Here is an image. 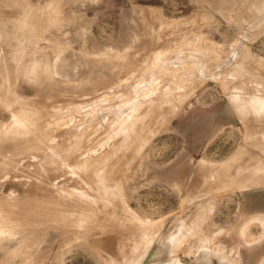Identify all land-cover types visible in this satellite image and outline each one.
<instances>
[{
  "label": "rangeland",
  "instance_id": "obj_1",
  "mask_svg": "<svg viewBox=\"0 0 264 264\" xmlns=\"http://www.w3.org/2000/svg\"><path fill=\"white\" fill-rule=\"evenodd\" d=\"M260 1L27 0L29 20L18 8L9 18L7 9H0V36L11 35L3 43L11 100L0 98V132L9 137L0 136V202L5 199L0 204L3 210L16 204L12 216L19 218L24 211L18 213V207L34 197L28 211L36 210V217L19 218L23 221L12 216L0 221V229L9 231L0 237V264H7L13 251L12 264H21L26 239L28 264H264ZM12 22L15 28L23 25L16 30L28 38L12 37ZM30 74L38 78L32 81ZM26 115L39 120V127ZM57 117L62 118L54 121ZM27 125L37 133L30 136ZM76 134L80 145L65 166L53 169L47 163L40 169L49 146L70 148ZM24 137L29 142L18 144ZM86 154H92V167L100 164L95 172L91 168L92 178ZM223 169L232 176H224ZM45 210L59 213V219ZM206 210L199 235L187 236ZM11 231L18 232L12 237Z\"/></svg>",
  "mask_w": 264,
  "mask_h": 264
},
{
  "label": "bare ground",
  "instance_id": "obj_2",
  "mask_svg": "<svg viewBox=\"0 0 264 264\" xmlns=\"http://www.w3.org/2000/svg\"><path fill=\"white\" fill-rule=\"evenodd\" d=\"M262 1L264 2V0H262ZM262 1H260V2L264 5V3H263ZM255 2H256V1H255ZM255 2H254V3H255ZM261 3H260V4H261ZM51 5H53V4H51ZM252 5H253V4H252ZM257 5H258V2H257ZM263 5H262V6H263ZM253 6H254V5H253ZM47 7H48V6H46V8H47ZM58 7H59V6H58ZM259 7H261V6H259ZM14 8H15V9L18 8V9L20 10V12L24 15V16H22V17H25V16H26V19H28L27 17H32V16H33V13H32V11H31V7L28 5L27 0H0V9H1V10H2V9H7L6 11L9 13V14H8V18L11 17V16H9V15H10L11 12H13V9H14ZM253 8H254V7H253ZM15 9H14V10H15ZM256 9H257V8H256ZM260 9H261V8H260ZM59 11H60V10H59ZM2 12H3V11H2ZM61 12H62V11H61ZM61 12H60V13H61ZM254 12H255V10H254ZM3 13H4V12H3ZM21 13L18 12L16 16L18 17V14L21 15ZM41 13H42V14H41V15H42L41 18L44 19L45 23H46L47 21H49V19H48V16H49V15H47V14L45 13V7H44V9H42ZM13 14H14V12H13ZM69 14H70V13H69ZM3 15H4V14H3ZM45 15H46V16H45ZM0 16H1V15H0ZM14 16H15V15H14ZM70 16H71V15H70ZM248 16H249V15H248ZM250 16H251V15H250ZM12 17H13V16H12ZM34 17H35V16H34ZM57 17H58V16H57ZM59 17H60V16H59ZM63 17H65V15H64ZM73 17H74V16H73ZM3 18H4V17H3ZM5 18H6V17H5ZM8 18H7V20H8ZM18 18H19V17H18ZM18 18H17L16 22L19 20ZM20 19H21V17H20ZM26 19H25L26 22H24V18H23V22H24V23H27V20H26ZM42 19H41V20H42ZM64 19H65V18H64ZM73 19H74V18H73ZM7 20H6V22H8ZM9 20H11V19H9ZM28 20H29V19H28ZM31 20H32V19H31ZM31 20H30V21H31ZM36 20H37V19H36ZM39 20H40V19H39ZM39 20H37V23L40 24L41 22H40ZM0 21H2V20L0 19ZM3 21H4V20H3ZM38 21H39V22H38ZM44 21L42 20V23H43ZM59 21H60V19H59ZM6 22H4V24H5ZM10 22H11V21H9V23H10ZM14 22H15V21H14ZM56 22H57V21H56ZM60 22H61V21H60ZM262 22H263V21H262ZM0 23H1V22H0ZM20 23H21V22H20ZM20 23H19V24H20ZM32 23H33V20H32ZM34 23H35V22H34ZM42 23H41V26H42ZM29 24H30V23H29ZM39 24H38V25H39ZM0 25H1V24H0ZM25 25H26V24H25ZM35 25H36V24H35ZM47 25H48V24H47ZM56 25H57V23H56ZM5 26H6V25H5ZM10 26H11V27H10ZM12 26H14V25H13V22H12V25H11V24L9 25V29H10V28L12 29ZM15 26H17V23L15 24ZM15 26H14V28H13V31L15 30V32H13L12 37L15 36L16 34H18V32H20V30L17 31L16 28H17V29H20L19 27L23 28V27H22L23 25H22V26H19V27H16V28H15ZM27 26H28V25H27ZM31 26H32V25H31ZM48 26L50 27V25H48ZM3 27H4V26H3ZM29 27H30V26H29ZM32 27H34V26H32ZM32 27H31V28H32ZM54 27H55V26H54ZM4 28H5V27H4ZM25 28H26V27H24V29H25ZM36 28H37V27H36ZM46 28H47V27H46ZM59 28H60V27H59ZM34 30H35V29H34ZM58 30H59V29H58ZM58 30H57V31H58ZM1 31H4V30H1ZM1 31H0V32H1ZM16 31H17V32H16ZM22 31H23V30H22ZM22 31H21V32H22ZM25 31H26V29H25ZM28 31H29V30H27V32H28ZM30 31H31V30H30ZM30 31H29V32H30ZM35 31H36V30H35ZM6 32H7V29H6ZM10 32H12V30H11ZM10 32H9V33H10ZM23 32H24V31H23ZM23 32H22V34H24V35H22L21 33L18 34V35H20L23 39H25V37H26V33H23ZM29 32H28V33H29ZM32 32H33V31H31V33H32ZM38 32H39V31H38ZM44 32H45V31H44ZM1 33H2V32H1ZM4 33H5V32H4ZM31 33H30V34H31ZM33 33H34V32H33ZM35 33L37 34V31H36ZM35 33H34V34H35ZM45 33H46V32H45ZM5 34H6V33H5ZM11 34H12V33H11ZM30 34H29V35H30ZM36 34H35V36H36ZM39 34H40V33H39ZM47 34H48V32H47ZM49 34H50V33H49ZM49 34H48V35H49ZM3 35H4V34H3ZM8 35H9V34H8ZM32 35H33V34H32ZM43 35H44V34H43ZM6 36H7V35H6ZM6 36H5V37H6ZM24 36H25V37H24ZM10 37H11V35H10V36H7L6 38L0 36V39H1V40H0V98H4L6 101H8V104H10V101H9V100H11L10 97H9V95H8V92H7V75H8V73L10 72V63H9V62H8V63L6 62L8 59H6V61H5V59H4V58H5V56H4V54H5L4 50L7 49L6 46H7L8 44L6 43V46H3V43L6 42V41L8 42V40H9ZM50 37H51V36H50ZM15 38H16V37H15ZM17 38H18V37H17ZM26 38H28V37H26ZM34 38H35V37H34ZM52 38H53V37H52ZM10 39H11V38H10ZM31 39H32V38H31ZM11 41H13V40H11ZM11 41H10V42H11ZM30 41H31V40H30ZM22 42H23V41H22ZM54 43H55V42H54ZM9 44H10V43H9ZM53 46H54V45H53ZM63 46H64V45H63ZM20 47H21V46H20ZM57 47H58V46H57ZM60 47H61V46H60ZM64 47H65V46H64ZM243 48H245V47H243ZM8 49H9V48H8ZM20 49H21V48H20ZM25 49H27V48L25 47ZM29 49H30V48H29ZM56 49H57V48H56ZM57 50H58V49H57ZM60 50H61V48H60ZM28 51H29V50H28ZM55 51H56V50H55ZM6 52H7V51H6ZM53 52H54V51H53ZM56 52H57V51H56ZM22 53H23V52H22ZM24 54H25V52H24ZM172 54H173V53H172ZM29 55H30V54H29ZM158 55H159V54H158ZM203 56H204V55H203ZM6 57H8V56L6 55ZM23 57H24V56H23ZM159 57H160V56H159ZM205 57H206V56H205ZM21 59H22V58H21ZM196 59H197V58H196ZM173 60H174V59H173ZM242 60H243V59H242ZM193 61H194V60H193ZM197 61H199V60H197ZM244 61H245V60H244ZM19 62H20V61H19ZM31 62H32V61H30V63H31ZM34 62H35V61H34ZM38 62H39V64H40V61H38ZM38 62H36V63H37V67H40L39 70H41V67H42V66H41V64L38 65ZM26 63H27V61H26ZM26 63H25V64H26ZM30 63L27 64L29 67L32 66ZM32 63H33V62H32ZM192 63H193V62H192ZM177 64H178V63H177ZM19 65H20V64H19ZM34 65H36V64H34ZM43 65H44V64H43ZM20 66H21V65H20ZM17 67H18V66H17ZM24 67H25V66H24ZM27 69H28V71L31 73V70H29L30 68L27 67ZM31 69H33V68H31ZM35 69H36V66H35ZM17 70H18V68H17ZM24 70H25V69H24ZM37 70H38V68H37ZM39 70H38V72H39ZM21 71H22V70H21ZM28 71H26V72H28ZM32 71H33V70H32ZM41 71H43V70H41ZM238 71H239V70H238ZM17 73H18V72H17ZM20 73H22V72H20ZM32 73H37V71H36V72H32ZM41 73H42V72H41ZM47 73H48V72H47ZM26 74H27V73H26ZM37 74H38V73H37ZM37 74H36V75H37ZM14 75H15V74H14ZM22 75H23V74H22ZM24 75H25V74H24ZM27 75L29 76V73H28ZM27 75H25V77H26ZM18 76H19V75H18ZM31 76H32V74H30V77H31ZM38 76H39V75H38ZM13 77H14V76H13ZM33 77H34L35 79L38 78V77H35V75H34ZM22 78H23V77H22ZM47 78H48V76H47ZM25 79H26V78H25ZM31 79H32V77H31ZM31 79H30V80H31ZM35 79H32V81L35 80ZM30 80H29V81H30ZM42 80H43V79H42ZM255 81H256V80H255ZM257 84H258V83H257ZM40 88H41V87H40ZM262 89H263V88H262ZM250 94H251V93H250ZM181 95H182V94H181ZM184 95H185V94H184ZM185 96H186V95H185ZM181 98H182V97H181ZM7 99H9V100H7ZM183 99H184V98H183ZM181 101H182V100H181ZM233 102H234V101H233ZM236 103H237V102H236ZM138 104H139V103H138ZM258 105H259V104H258ZM237 108H238V107H237ZM28 110H29V109H28ZM30 110H31V109H30ZM86 110H87V109H86ZM235 110H237V109H235ZM24 111H25V110H24ZM17 112H18V111H17ZM17 112H16V113H17ZM26 112H27V111H26ZM29 112H30V111H29ZM29 112H28V114H29ZM63 112H64V111H63ZM238 112H239V111H237V113H238ZM33 113H34V112H33ZM37 113H38V112H37ZM61 113H62V112H61ZM22 114H23V113H22ZM26 114H27V113H26ZM28 114H27V115H28ZM59 114H60V113H59ZM14 115H15V113H14ZM27 115H26L25 117H28ZM68 115H70V114H68ZM15 116H16V115H15ZM23 116H24V115H23ZM35 116H38V118H39V115H37L36 113H35V115H34L33 117H35ZM45 116H46V115H45ZM66 116H67V115H65V118H67ZM245 116H246V115H243V114L240 113V117H239V119H242V120L244 121V120L246 119ZM16 117L19 118L18 115H17ZM31 117H32V116H31ZM33 117H32V118H33ZM262 117H263V116H262ZM18 118L16 119V121L19 120ZM21 118H22V117H21ZM21 118H20V119H21ZM28 118L31 119L30 116H29ZM28 118H27V120L29 121ZM38 118H37V119H38ZM61 118H62V117H60V118L57 117L56 119L54 118L53 120L55 121V120H57V119H61ZM69 118H70V117H69ZM237 118H238V117H237ZM23 119H25V118H23ZM35 119H36V117L34 118V120H35ZM43 119H44V118H43ZM151 119H152V118H151ZM242 120H241V121H242ZM25 121H26V120H25ZM30 121H32V123H33V122H34V123L36 122V124H37L39 120H37V121H33V119H31ZM67 121H68V120H67ZM147 121H149V120H147ZM21 122H22V121L20 120V122H18V123H21ZM51 122H53V121H51ZM68 122H69V121H68ZM9 123L11 124V121H10ZM22 123H23V122H22ZM29 123H31V122H29ZM29 123H27V124H29ZM32 123H31V124H32ZM50 124H51V123H50ZM14 125H15V124H14ZM23 125H25V127H26L25 122H24ZM46 125H48V124L46 123ZM46 125H45V127H46ZM55 125H56V124H55ZM92 125H93V124H92ZM241 125H242V124H241ZM2 126H3V125H2ZM42 126H43V125H42ZM48 126H49V125H48ZM52 126H53V123H52ZM56 126H57V125H56ZM139 126H140V124H139ZM3 127H4V126H3ZM6 127H7V126H6ZM6 127L3 128V130L6 129ZM12 127L14 128V126H11V128H10V126H9L10 130L13 129ZM21 127H22V126H21ZM25 127H23V128H25ZM27 127H29V126L27 125ZM37 127H39L38 124H37V126H35V128H37ZM53 127H54V126H53ZM57 127H59V126H57ZM137 127H138V126H137ZM137 127H136L135 129L138 130L139 127H138V128H137ZM17 128H18V127H16V130H17ZM23 128H22V129H23ZM31 128H32V126L29 127V129H27V130H28V133L31 131V132H30V136H31L32 131L37 130V129H34V127H33L34 130H30ZM42 128H43V127H42ZM47 128H48V127H47ZM43 129H45V128H43ZM8 130H9V129H7V132H8ZM18 130H19V129H18ZM20 130H21V129H20ZM20 130H19V132H20ZM29 130H30V131H29ZM82 130H84V129H82ZM137 130H136V131H137ZM42 131H43V130H42ZM1 132H2V131H1ZM1 132H0V136H4V135H1ZM5 132H6V130H5ZM5 132H4V133H5ZM21 132H22V131H21ZM25 132H26V131H25ZM34 132H35V131H34ZM48 132H49V131H48ZM8 133H9V132H8ZM36 133H37V131L35 132V134H36ZM42 133H43V132H42ZM42 133H41V136H42V138H43V134H42ZM133 133H134V130H133ZM6 134H7V133H6ZM6 134H5V135H6ZM10 134H11V131H10ZM22 134H23V133H22ZM32 134H33V133H32ZM11 135H12V134H11ZM11 135L8 134V136H10L11 138H13V136H14L15 134H14L13 136H11ZM20 135H21V134H20ZM26 135H27V134H26ZM26 135H25V136H26ZM28 135H29V134H28ZM28 135H27V136H28ZM17 136H18V132H17ZM33 136H34V135H33ZM46 136H47V135H46ZM89 136H90V135H89ZM4 137H6V136H4ZM14 137H15V136H14ZM20 137H22V136H20ZM34 137H35V136H34ZM47 137H48V136H47ZM87 137H88V136H87ZM2 138H3V137H2ZM6 138H9V137H6ZM6 138H5V139H6ZM17 138H18V137H17ZM28 138H29V136H28ZM31 138H32V141H33V137H31ZM38 138H40V140H41V137L38 136ZM5 139H4V140H5ZM25 139H26V138L24 137V139H22L23 141L18 142V144L24 142ZM86 139H87V138H86ZM18 140H19V139H18ZM18 140H17V141H18ZM27 141L29 142V140H27ZM30 141H31V140H30ZM32 141H31V142H32ZM35 141H37V140H35ZM14 142H15V141H14ZM14 142H13V143H14ZM28 142H24V144H26V143H28ZM13 143L10 142V144H13ZM35 143H37V142H35ZM15 144H16V142H15ZM88 144H89V143H88ZM29 145H30V144H29ZM79 145H80V138H79V136L76 134V135L73 137V140H72V142H71V147H70V148H69V146H67V147H66V146H55V147H51V146H49V150L47 151V154H46L47 157H46L45 161L41 164V168H40V169H43L47 163H48L49 165H51V166H54L53 169H57V168H59V167L62 168L63 166H65V162H66L67 158L70 157V156H73V154L75 155V152L77 153V151L73 152V150H75L76 148H78ZM21 146H22V145H21ZM24 146H25V145H23L22 147L24 148ZM87 146H89V145H87ZM27 147H28V146H27ZM27 147H25V148H27ZM45 147H46V146H45ZM15 148H18V146L15 147ZM20 148H21V147H19V149H20ZM25 148H24V149H25ZM30 148H31V146H29L28 149H30ZM32 148H33V147H32ZM35 148H36V147H35ZM263 148H264V147H263ZM0 149H1V148H0ZM12 149H13V148H12ZM21 149H22V148H21ZM24 149H23V150H24ZM28 149H27V150H28ZM33 149H34V148H33ZM36 149H38V148H36ZM40 149H41V148H40ZM40 149H39V150H40ZM84 149H85V148H84ZM3 150H4V149H3ZM31 150H32V149H31ZM34 150H35V149H34ZM34 150H33V151H34ZM42 150H43V149H42ZM42 150H41V151H42ZM10 151H11V150H10ZM16 151H17V150H16ZM16 151H15V149H14V152H16ZM20 151H21V150H20ZM20 151L18 152L19 155L21 154ZM35 151H36V150H35ZM37 151H38V150H37ZM78 151H79V150H78ZM0 152H1V151H0ZM25 152H26V151H25ZM25 152H24V153H25ZM122 152H124V150H122ZM5 153H6V155L9 154L8 152H5ZM5 153H4V154H5ZM24 153H22L21 155H23ZM26 153H28V152H26ZM29 153H30V152H29ZM78 153H79V152H78ZM0 154H1V153H0ZM11 154H13V153H11ZM14 154H15V153H14ZM14 154H13V155H14ZM16 154H17V153H16ZM239 154H240V153H239ZM2 155H3V154H2ZM19 155H17V156L19 157ZM86 155H87V154H86ZM91 155H92V154H91ZM91 155H90V156H91ZM241 155H242V154H241ZM3 156H4V155H3ZM9 156H10V155H9ZM17 156H16V157H17ZM87 156H89V155H87ZM90 156H89V158H88V157L85 158V159H87V161L84 159L85 162H87L88 164H90V162L92 161V160H91L92 157H90ZM252 156H253V155H252ZM6 157H7V156H5V158H6ZM10 157H13V156L11 155ZM10 157H7V158H10ZM104 157H105V155L103 156V158H104ZM260 157H261V156H260ZM34 158H35V157H34ZM111 158L113 159V157H111ZM89 159H90L91 161H89ZM108 159H109V158H108ZM112 159H111V160H112ZM233 159H234V158H233ZM254 159H255V157H254ZM20 160H21V159H20ZM78 160H80V159H78ZM84 160H83V161H80V163H83ZM108 161H109V160H108ZM108 161H107V162H108ZM251 161H252V160H251ZM253 161H254V160H253ZM258 161H259V160H258ZM75 162H76V160H75ZM101 162H102V161H101ZM107 162H106V163H107ZM109 162H110V161H109ZM91 163L94 164L93 162H91ZM102 163H103V162H102ZM110 163H111V162H110ZM68 164H69V163H68ZM72 164H73V163H72ZM77 164L79 165V163H77ZM88 164H87V165L84 164V165H85L86 167H87V166L89 167L88 169L90 170V173H91V172H92V171H91V168H94V167H92V166H94V165L90 164V165H91V167H90ZM104 164H105V163H104ZM104 164H102V165H104ZM107 164H108V163H107ZM74 165H75V164H74ZM82 165H83V164L80 165V168L82 167ZM84 165H83V167H85ZM98 165H99V166H98ZM98 165H97L98 167H96V165H95V167L99 169L100 164H98ZM110 166H111V165H110ZM224 166H225V165H224ZM246 166L248 167V165H246ZM78 167H79V166H78ZM78 167H76V168H78ZM105 167H106V166H105ZM247 167H246V168H247ZM70 168H71V167H70ZM96 168H94V170H93V169H92V170L95 172V171H96V170H95ZM102 168H103V167H102ZM225 168H226V167H225ZM248 168H249V170H250V167H248ZM258 168H259V167H258ZM66 169H69V167L66 168ZM100 169H101V168H100ZM106 169H107V167H106ZM108 169H109V164H108ZM108 169H107V170H108ZM251 169H252V168H251ZM262 169H263V167H262ZM71 170H72V169H71ZM77 170H79V169H77ZM81 170H82V168H81ZM81 170H80V171H81ZM85 170H86V168H85ZM104 170H105V168H104ZM223 170H224V169H223ZM241 170H242V169H241ZM42 171H44V170H42ZM72 171H73V172H72ZM72 171H71V173L76 172V170H74V169H73ZM82 171H83V170H82ZM86 171H87V172H86ZM86 171H83V172H84V173L86 172V174H87V173H88V170H86ZM102 171H103V169H102ZM226 171H229V170H224V173H225ZM239 171H240V170H239ZM239 171H236L235 173H237V172H239ZM244 171H245V170H244ZM250 171H251V170H250ZM250 171H249V172H250ZM257 171H258V170H257ZM261 171H264V170H261ZM67 172H68V171H67ZM77 172H79V171H77ZM83 172H82V173H83ZM229 172H230V171H229ZM246 172H247V171H246ZM259 172H260V171H259ZM82 173L79 172V174L76 173V175L79 177V175L82 174ZM101 173H102V172H100V174H101ZM103 173H104V172H103ZM224 173H222V175H223ZM235 173H234V174H235ZM241 173H242V172H241ZM261 173H263V172H261ZM7 174H8V173H7ZM74 174H75V173H74ZM227 174H230V173L226 172V174H225L224 176H227ZM244 174H245V173H244ZM82 175L85 176L84 174H82ZM106 175H107V174H106ZM222 175H221V176H222ZM230 175H231V174H230ZM230 175H229V177H230ZM242 175H243V173H242ZM261 175H262V174H261ZM86 176H88V174H87ZM224 176H223V177H224ZM231 176H232V175H231ZM236 176H238V175H236ZM248 176H249V175H248ZM5 177H7V176L4 175V178H5ZM81 177H82V176H81ZM81 177H80V178H81ZM88 177L92 178V177H93V176H92V173L89 174ZM88 177H87V178H88ZM97 177H98V176H97ZM100 177H102V176L100 175ZM100 177H99V178H100ZM105 177H107V176H105ZM108 177H109V176H108ZM110 177H111V176H110ZM229 177H228V178H229ZM233 177H234V176H233ZM243 177H244V176H243ZM243 177L241 176V178H243ZM245 177H246V176H245ZM262 177H263V176H262ZM15 178H16V177H15ZM15 178H14V179H15ZM25 178H26V177H25ZM90 178H89V179H90ZM231 178H232V177H231ZM239 178H240V177H239ZM241 178H240V179H241ZM252 178H253V177H252ZM6 179H7V178H6ZM85 179H86V178H85ZM100 179H101V178H100ZM236 179H237V178H236ZM243 179H244V178H243ZM258 179H259V177H258ZM258 179H257V177H256V180H258ZM0 180H2V179H0ZM36 180H37V179H36ZM87 180H88V179H87ZM87 180H86V182H87ZM237 180H238V179H237ZM260 180H261V179H260ZM78 181H80V180L78 179ZM108 181H109V180H108ZM108 181H107V182H108ZM228 181H229V180H228ZM253 181H254V184L257 183V181L255 182V179H254ZM258 181H259V180H258ZM261 181H264V180L262 179ZM102 182H103V181H102ZM104 182H105V181H104ZM89 183H90V182L85 183V184H87L88 187H90V188H93V187H94L93 185H96V184H94V183H93V184L91 183V184H92V187H91ZM108 183H109V185H111L110 182H108ZM116 183H117V182H116ZM247 183H248V182H247ZM252 183H253V182H252ZM252 183H250V181H249V184H252ZM261 183H263V182H261ZM118 184H119V183H118ZM254 184H252V185H254ZM258 184H260V181H259ZM263 184H264V183H263ZM263 184H262V185H263ZM116 185H117V184H116ZM247 185H248V184H247ZM98 186H99V185H98ZM103 186H104V185H103ZM245 186H246V185H244L243 187H240V188H244V189H245ZM250 186H251V185H250ZM256 186H257V184H256ZM256 186H255V187H256ZM96 187H97V185H96ZM119 187H120V186H119ZM237 187H238V186H237ZM86 188H87V187H86ZM98 188L101 189L100 187H98ZM105 188H106V187H105ZM117 188H118V187H117ZM248 188H249V186H248ZM60 189H62V188H60ZM87 189H88V188H87ZM94 189H95V187H94ZM103 189H104V188H103ZM106 189H107V188H106ZM118 189H119V188H118ZM235 189H236V188H235ZM238 189H239V188H238ZM64 190H65V189H64ZM64 190H63V191H64ZM97 190H98V189H97ZM242 190H243V189H242ZM98 191H99V190H98ZM104 191H106V190H104ZM112 191H113V190H112ZM119 191H120V189H119ZM101 192H102V191H101ZM115 192H116V191H115ZM115 192H114V193H115ZM99 193H100V191H99ZM105 194H106V192H105ZM2 195H4V194H2ZM5 195H6V194H5ZM5 195H4L3 197L8 196V195H6V196H5ZM15 196H16V195H15ZM19 196H20V195H19ZM99 196H100V195H99ZM9 197H10V196H9ZM22 197H23V196H22ZM24 197H25V196H24ZM101 197H102V196H101ZM1 198H2V197H1ZM1 198H0V199H1ZM14 198H15V197H14ZM14 198H12V200H13L12 202H14ZM16 198H17V197H16ZM32 198H34V197H32ZM32 198H31V199H30L29 197L26 198V201H25V202H22V200H19V201H21L22 203H24V206L21 205L22 208H23L22 210L19 209L20 206L17 205V206H19L17 211L20 210L18 213H20L21 211H24V215H22V217H19V218H21V219L23 218V219L26 220V219L28 218V215H29V216H32V214L34 213V210H35V209H33V208H32L33 210L30 209L32 212H31V211H28V210H29V209H28V203H29V201L31 200V202L29 203V208H30V206H31V204H32V201H34V199H32ZM44 198H45V200H44ZM44 198H40V199H42V200H44V201L46 202V201H47V200H46V197H44ZM106 198H107V197H106ZM121 198H122V197H121ZM27 199H28V200H27ZM29 199H30V200H29ZM38 199H39V198H38ZM96 199H97V196H96ZM3 200H5V199H3ZM3 200H1V202H3ZM16 200H17V199H16ZM16 200H15V201H16ZM48 200H49V199H48ZM102 200H103V199H102ZM106 200H107V199H106ZM115 200H118V199H115ZM19 201H18V202H19ZM35 201H36V200H35ZM51 201H52V200H51ZM51 201H50V202H51ZM1 202H0V203H1ZM7 202H10V199H8L6 202L4 201V204L7 203ZM21 202H19V203H21ZM36 202H38V201H36ZM36 202H35V203H36ZM47 202H49V201H47ZM14 203H17V202H14ZM43 203H44V202H43ZM52 203H53V202H52ZM4 204H3V205H4ZM7 204H8L7 206H10V208L7 209V208H6L7 206H4V208H5L6 210H3V209L1 208V204H0V217H1V218H0V221H1V220H2V221H4V220H9V219H10L9 217H11L12 215H14V214H13V211H12V209H13L14 207H12V209H11V206H13L14 204H13V205H9V203H7ZM10 204H11V203H10ZM36 204H37V203H36ZM39 204L43 206V207H42L43 210L46 209V208H50V207H47V206H46V208H44L45 206H44L42 203H39V202H38V205H39ZM45 204H46V203H45ZM47 204H48V203H47ZM94 204H95V203H94ZM103 204H104V203H103ZM208 204H209V203H208ZM2 207H3V206H2ZM31 207H32V206H31ZM34 207H36V206H34ZM39 207H40V206H39ZM39 207L37 206V208H38L37 211H39ZM15 208H16V204H15ZM15 208H14V209H15ZM54 208H55V207H54ZM208 208H209V206L207 207V209H208ZM1 209H2V210H1ZM16 209H17V208H16ZM42 209H41V210H42ZM50 209H51V208H50ZM50 209H46V210H50ZM52 209H53V206H52ZM46 210H45V211H46ZM17 211L15 210L14 212L16 213ZM35 211H36V210H35ZM45 211H44V212H45ZM30 212H31V214H30ZM39 212H40V211H39ZM42 212H43V211H42ZM42 212H41V213H42ZM46 212H48V214L50 213L49 211H46ZM53 212H54V211H52V212L50 213L51 216H53V215H52ZM206 212H207V210L205 211L204 214L201 215V217H199V219L197 220L198 223L196 222L197 224L195 223L194 226L192 225V227L189 229V232H188L189 235H187V236H195V235L197 236V235H199V233H197V232L201 231V229H200V228H201L200 225L202 226V223H203V221L205 220L204 217L207 216V215H206ZM208 212H209V211H208ZM2 213H3V214H2ZM18 213H16V214H18ZM22 213H23V212H22ZM22 213H21V214H22ZM35 213H36V212H35ZM41 213H40L39 215H41ZM54 213H56V212H54ZM58 214H59V213L54 214L55 216H53V217H56V216H59V217H60V215H58ZM19 215H20V214H19ZM43 215H46V214H43ZM43 215H42V217H43ZM14 216H15V215H14ZM33 216H34V214H33ZM12 217H13V216H12ZM12 217H11L12 220L18 218V217L15 218L16 216L13 217V218H12ZM34 217H36V215H35ZM38 217H39V216H38ZM45 217H46V216H44V219H45ZM49 217H50V215H49ZM53 217H50V218L54 219ZM59 217H56V218L59 219ZM87 217H89V216H87ZM8 218H9V219H8ZM19 218H18V220L20 221L21 219H19ZM29 218H31V217H29ZM50 218H48V219H50ZM89 218H90V217H89ZM91 218H92V217H91ZM39 219H40V218H39ZM44 219H43V220H44ZM48 219H45V220H47V222L49 223V220H48ZM52 219H51V220H52ZM12 220H11V221H12ZM30 220H31V219H30ZM30 220H29V221H30ZM33 220H35V222L37 223V219L34 218ZM33 220H32V222H33ZM2 221H1V222H2ZM15 221H16V220H15ZM21 221H23V220H21ZM39 221H40V220H39ZM262 221H263V220H262ZM32 222H31V223H32ZM47 222L44 223V221H43L42 223H41V222H40V223H41V224H43V223L46 224ZM52 222H53V221H51L50 223H52ZM56 222H57V221H56ZM58 222H60V220H59ZM62 222H63V220H62ZM263 222H264V221H263ZM26 223H27V222H26ZM26 223H20V224H19V222H18L19 227L22 226V225H24V224H26ZM31 223H30V224H31ZM40 223H37V224H40ZM54 223H55V222H54ZM199 223H200V224H199ZM0 224H1V223H0ZM4 224H5V223H4ZM15 224H16V222L14 223V225H15ZM21 224H22V225H21ZM28 224H29V223H28ZM58 224H59V223H58ZM5 225H6V226H8V225L10 226L11 224H8V225L5 224ZM12 225H13V224H12ZM196 225L199 226V229H200V230L197 229V226H196ZM0 226H1V225H0ZM3 226H4V225H3ZM3 226H2V227H3ZM26 226H29V227H30V225H26ZM26 226H25L24 229H27ZM33 226H34V225H33ZM36 226H37V225H36ZM46 226H47V225H46ZM46 226H44V227H41V226H40V227H41V228H45ZM58 226H59V225H58ZM195 226H196V227H195ZM0 228H1V227H0ZM30 228H31V227H30ZM30 228H29V229H30ZM37 228H39V227H37ZM41 228L39 229L40 231L38 230L39 233L43 230V229H41ZM4 229H5V230H4ZM4 229H3V230L0 229V237H1L2 233H4V232L6 231V227H5ZM22 229H23V228H22ZM33 229H35V228H33ZM63 229H64V228H63ZM65 229H66V228H65ZM86 229H87V228H86ZM9 230H10V229H9ZM16 230H17V229H16ZM31 230H32V229H31ZM79 230H80V229H79ZM7 231H8V230H7ZM7 231H6V232H7ZM22 231H23V230H22ZM29 231H30V230H29ZM74 231H75V230H74ZM91 231H92V230H91ZM91 231H90V232H91ZM8 232H9V231H8ZM13 232H14V231H13ZM16 232H18V231H16ZM16 232H14V233L16 234ZM20 232H21V231H20ZM20 232H19V234H21ZM102 232H103V231H102ZM14 233H12V231H11V235L14 234ZM66 233H67V231H66ZM19 234H18V235H19ZM30 234H32V233H30ZM6 235H7V234H6ZM200 235H202V234L200 233ZM16 236H17V235H16ZM26 236H27V235H26ZM26 236H25V237H26ZM12 237H13V235H12ZM185 237H186V236H185ZM201 237H202V236H201ZM14 238H16V237H14ZM19 238H20V237H19ZM186 238H187V237H186ZM1 239L4 240V238H1ZM10 239L12 240V238H10ZM23 239H24V236H23ZM23 239H22V240H23ZM25 239H26V238H25ZM25 239H24V240H25ZM5 240H6V238H5ZM5 240H4V241H5ZM27 240H28V239H26V242H25V245H24L25 247H24V250L22 251V255H23V256L21 257L22 259L20 260V261H21V264H28V260L30 259V258H29L30 256L27 254V252L29 251V250H28V243H29V241H28V243H27ZM29 240H30V238H29ZM6 241H7V240H6ZM9 241H10V240H9ZM30 241H31V240H30ZM0 242H1V241H0ZM2 242H3V241H2ZM2 242H1V243H2ZM12 242H13V240H12ZM14 242H15V240H14ZM14 242H13V243H14ZM17 242H18V241H17ZM7 243H8V242H7ZM17 244H18V243H17ZM4 245H5V244H4ZM6 245H7V244H6ZM10 246H11V245H10ZM4 247H7V246H4ZM16 247H17V246H15L14 248H16ZM18 247H19V246H18ZM18 247H17V248H18ZM21 247H22V246H21ZM36 248H37V247H36ZM52 248H53V247H52ZM7 249H9V246H8ZM7 249H6V250H7ZM29 249H30V248H29ZM6 250H5V253H6ZM19 250L21 251L20 248L18 249V252H19ZM27 250H28V251H27ZM12 251H13L12 248H10V252H12ZM15 252H16V251H15ZM6 254H8V253H6ZM10 254H11V253H9V255H8V257H7L8 260H9L7 264H12V260L16 257V254L14 255V251L12 252L11 256H10ZM17 255H18V253H17ZM19 255H20V254H19ZM27 255H28L29 257H27ZM20 256H21V255H20ZM4 257H5V256H4ZM45 257H46V256H45ZM45 257H44V258H45ZM30 260H31V259H30ZM0 261H1V260H0ZM31 261H32V260H31ZM4 262H5V260H4ZM4 262H3V263H4ZM6 262H7V260H6ZM13 262H14V261H13ZM17 262H18V260H17ZM17 262H16V263H17ZM261 262H262V261H261ZM19 263H20V262H18V264H19ZM31 263H32V262H31ZM31 263H30V264H31ZM4 264H5V263H4ZM36 264H37V263H36Z\"/></svg>",
  "mask_w": 264,
  "mask_h": 264
}]
</instances>
